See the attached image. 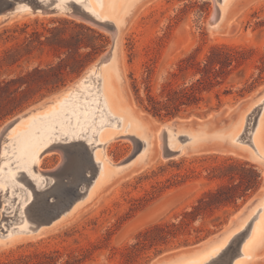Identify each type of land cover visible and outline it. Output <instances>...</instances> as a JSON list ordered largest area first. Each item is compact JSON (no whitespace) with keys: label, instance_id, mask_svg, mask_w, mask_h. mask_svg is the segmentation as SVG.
Segmentation results:
<instances>
[{"label":"rangeland","instance_id":"374dc122","mask_svg":"<svg viewBox=\"0 0 264 264\" xmlns=\"http://www.w3.org/2000/svg\"><path fill=\"white\" fill-rule=\"evenodd\" d=\"M93 1L96 2L95 0ZM140 1L136 5L135 11L126 26L121 29L118 36V60L123 77V96L124 98L126 97V100L132 102L133 110L131 109V112L135 118L146 122V124L144 123L145 126H143L147 131L148 137L151 136L153 126L155 127L159 124H172L174 122L189 123L204 120L210 114H213L214 117L212 119L215 121L225 119L228 113L224 114V112L228 108H233L242 102H246L243 105L245 106L247 101H251L249 98L253 94L255 98H259L264 93V91L262 92L264 90V71L260 72V68H264V0L232 1L226 8L223 14L224 17L221 18L217 27L210 24V19L215 10L213 0ZM221 1L218 0L219 4ZM57 19L73 20L64 16H24L14 18L8 23L0 24V82L31 71L37 66L44 68L48 64L57 61L56 57L47 49H43L42 51L33 50L30 52H25L24 49H20V53L13 60H10L5 55V51L11 48L16 42V40L10 37L16 25L20 26L23 23H28L33 27L35 22L38 21L44 22L46 26L51 27ZM73 21L90 27L103 35L105 38L103 48L92 57V60L80 73L70 75L66 79L65 84L54 91H33L32 94L23 97L19 96L17 92L11 95L12 100L8 103L0 100V131L5 125L10 124L17 117L26 114L35 107H41L47 104L50 97L64 91L79 80L86 70L108 49L110 45V34L107 31L88 23L77 20ZM56 23L54 24L56 25ZM59 26L63 28L62 33L64 37L69 38L70 36L78 35L84 43L91 42L89 37L90 33L85 29L74 27L71 24L61 23ZM214 45L241 51L243 52L242 57L244 60L241 64L233 67L221 85L215 87L209 94L204 95L206 99L200 104V108L192 109L189 114H183L176 118L153 117L144 111L132 90V77L139 82V97L143 99L140 80L146 71L147 65L150 69V80L153 92L157 93L160 86L166 80L170 79V73L176 71V66L180 59L191 54L196 49L195 55L198 59H201L204 54L208 53L210 47ZM89 51L90 49L88 47L80 48L76 54H73V57L82 59ZM15 59L16 62L12 63ZM172 80L178 84L182 83L181 78ZM188 80L190 79L188 78ZM94 81L96 80L93 77L90 80L88 79L84 87L77 93L72 94L71 98L68 97L65 101H61L59 103L60 105L55 104L50 111L52 112L49 114L50 117L47 116L46 118L47 123H53L52 119L56 117H69L75 113L82 114L84 117L80 116L76 118L75 116L76 121L85 120L84 127L80 130V133H77L75 128L72 129V126L71 128L68 127L69 129L66 127L62 132L72 133L75 136L82 134L81 139L87 138V142L98 143L96 137H90L88 133H85L87 131H84L85 126L89 124L86 122V115L89 111L93 108L95 112L93 116H98L103 107L97 105L99 99L96 98L97 95L93 94L99 89V94L103 95V92L101 93L103 91L101 89L102 81L101 79L98 80V88H92L97 84L96 82L93 83ZM224 91H228V94H223ZM215 93L220 94V102L215 98ZM102 98L104 97L102 96ZM81 101L86 103L83 104ZM94 103L96 104L94 105ZM238 109L239 107L229 112L236 116ZM258 109L259 106L254 109L249 117L246 129L241 138L242 141L249 140V136L258 118L255 120ZM119 110L114 111L124 119L122 120L123 123L121 126L117 117L109 114L115 120L108 125H101L98 122V127L94 129L95 134L100 136L103 133L110 134L112 132L114 134V138L111 139L105 151L106 157L114 164L132 160L138 151V147L130 139L121 137L123 134H128L130 130H134L135 120L131 123V128L128 129L126 126V117ZM104 117L101 116V118ZM233 117L227 124L236 121V118ZM230 128L231 125L225 128L224 132H227ZM21 129L26 130L27 128ZM39 131L42 132V130ZM39 131L35 134H39ZM28 132L27 130L26 133ZM14 134L9 135V137H12ZM83 134L85 135L83 136ZM156 134L157 130L152 134L148 147L150 150L144 162L134 163L121 171L115 178H112L110 174L106 181L102 183V186L100 185L96 190L95 195H93V201L90 204L79 208L54 229L46 233L44 232V234L42 233L39 236H22L4 246H0V261L6 262L16 259L21 255L32 256L40 252L58 251L61 254L60 261L86 257L81 264H124V249L135 242L137 235L141 231L157 223L177 222L180 219L181 212L189 210L203 191L215 187L219 183L218 180L208 181L204 177L205 172L201 171L198 177L187 179L184 183L173 184V175L175 173H185L184 168L189 166L190 162H193L191 165L200 170V163L197 161L202 158L211 160L213 157H217V159L230 157L254 165L260 175V185L252 194L253 196L251 195L252 198L259 193L260 188L264 185V164L252 161L238 147L217 143L215 146L210 147L209 150L183 151L178 157L168 160L159 156V150L156 147ZM49 135L51 134L45 136L49 137ZM53 136L49 139L46 137L45 146L50 145L56 147L50 149L51 151H47L38 166L44 175L38 176L37 174L42 171L35 166L37 172L36 175L32 176V179L35 180L44 179L40 187H37L32 179H28L25 176L17 180L15 187H11L8 185V182L3 180L5 176L3 174L7 170L3 171L1 168L6 163H10L8 169L11 173H14L18 171L17 168L16 170L12 168L16 163H12L9 158V161L3 160L0 164V185H2L0 187H3V190H7L8 188V193L4 196L1 195L0 199L2 201L5 200L3 205L9 204V210L13 211L10 214H5L6 217L12 216L14 212H17L20 218L25 217L30 224L35 225L36 223L24 211L21 212L20 210L22 202L26 203L28 201V199L26 200L28 191V194L32 196V200L35 195H38L42 191L52 189V185L56 180L61 178L68 179L66 174L62 176L58 174L64 169L66 171L67 168L70 171L72 162L74 163L79 158L75 152L66 146L69 143L77 141L60 140L59 138H55V135ZM79 142L84 143L83 140H79ZM84 144L87 145V143ZM100 149L99 147L96 151L99 153L101 151ZM9 154L11 155V153ZM99 155L102 157L100 153ZM11 158H14V156ZM180 162L182 163L180 164ZM96 171L93 177H95ZM92 172L86 171L84 172V176L89 177L92 175ZM90 182L85 183L84 190H86ZM158 185L160 187L154 189V186L156 187ZM244 202L236 210L231 211L220 228L214 229L211 223L213 217H205L203 221H196L187 227L185 232L180 234L176 239H173L161 253L155 255L150 251L140 258H137V261L132 264H153L163 255L178 251L182 252L185 249H193L192 247L197 243L208 237L211 238L213 234L218 233L222 228L225 229L227 222L229 223L231 218H233L232 216L236 214L235 212ZM216 215L221 216L222 213L218 212ZM20 218L8 224L5 223L6 221H3L2 230L0 231L3 232L6 229L17 226L22 229L23 224L16 225ZM252 224L253 222L250 225L252 226ZM197 228H201L203 231L197 233L195 232ZM207 231H210V233L205 238L193 243L196 235H206ZM244 234L245 231L240 233L233 251L231 249L225 250L216 259L217 262L213 263L211 261L208 264H230L232 258L237 253V244L240 243ZM183 239H187L189 244L179 245ZM258 251L257 254L264 251V246ZM249 264H264V258L261 260L255 258Z\"/></svg>","mask_w":264,"mask_h":264},{"label":"bare ground","instance_id":"6f19581e","mask_svg":"<svg viewBox=\"0 0 264 264\" xmlns=\"http://www.w3.org/2000/svg\"><path fill=\"white\" fill-rule=\"evenodd\" d=\"M58 1L60 4L69 1L80 3V6L86 12H88L94 19L99 21H112L118 28H121L122 26L121 29H123L126 26L128 20L135 11L136 5L139 2H141L140 0H95L96 2H94L93 0H58ZM232 1L234 0H222L219 4L218 0H213L215 10L210 21L211 20L215 21L214 27L218 26L221 18L224 17L223 14L226 8L231 4ZM31 17H36V16H31ZM120 31L118 33V36L120 34ZM118 36H117V44H118ZM92 77L94 80H96L93 83L95 82L97 83L98 80L101 79L102 81L101 89L103 90L101 91V93L103 92L102 93L103 95L99 94L100 92L99 89H97L93 93L94 95H97L96 98L99 99V103H97V105L103 106L102 107L103 110L101 109V111L99 112L100 115L93 116L95 114L93 108L86 115L87 117L86 122H88L89 124L85 126L84 131H87L85 133H88V136L96 137L98 143L95 144L94 142H87L86 141L88 140L87 138L81 139L82 134L75 136L72 133L62 132V130H64L66 127L71 128L72 126V129L75 128L77 130L76 132L80 133V130H82V128L84 127L85 120L76 121L75 116L76 118H79L80 116L84 117V115L82 114L75 113L70 115L69 117L62 116V117L53 118L52 119L53 123L56 122L54 124L51 122V120H50L51 123H47L46 120L47 116L50 117L49 114L52 113L50 111L55 104L58 105L61 101H65L66 98L68 97L71 98V95L77 93L82 87H84V85L87 83V80L88 79L90 80V78ZM122 78L123 77L121 75V69L118 60V45H117V53L114 54V56H112L110 59L105 60L102 64L98 65L97 67L96 66L91 67V69L89 70V72H87L85 76L81 77L71 86L66 88L64 91L57 93L53 97H50L49 98L50 100L47 104L41 107H35L33 108V110L28 111L26 114L17 117L14 122L5 125L4 126L5 132L0 142V164L2 163L3 160L9 161L10 158L12 163H16L15 166H13L12 168L15 170L17 168L18 171L11 173L10 170L8 169L10 163L9 162H8L9 164L6 163L1 168V170L3 171L7 170L6 171L7 174L5 172L3 174L5 175L3 180L5 182H8L9 183L8 185H10L11 187H15L17 185V180L22 176H25L28 179L29 178L32 179V176L36 175L37 172V168L35 169V166L37 167L39 166L41 159L46 155L47 151L53 149V147H56L50 145L45 146L46 144L45 140L47 138L48 139L52 138L54 137L53 135H55V138H59L60 140L61 139H66L67 141L83 140L84 143H87V146L89 148L91 147L90 148L91 154L89 155V157L94 162L95 171L96 170L97 171L95 177H93V179L87 186L86 190L83 189L84 193L74 202L73 207L62 214L64 216L67 214L72 215L79 208L88 205L93 201V195H95L96 190L100 187V185L102 186V183L106 181V179L109 177L110 174L112 175L111 176L112 178H115V176H117L121 171L130 167L134 163L145 161L150 150L148 148L149 142L151 140L152 134L155 133L156 130H157L156 147H158L159 156L163 159H165L163 157V154L166 150L168 149L181 150L187 145L196 142L197 140L196 135L180 131L179 126H177L178 128L177 130H173L169 123L159 124L158 126L155 127L153 126L152 128L153 131L150 134L151 136L148 137L147 131L144 128L145 126L144 123L146 124V122L140 121L137 118H135V116L131 112V109L133 110L132 102L126 100L125 99L126 97L124 98L123 96L124 89L122 87ZM98 86L99 84L97 83L96 86L94 87L91 86V87L98 88ZM263 91L264 90H262V92ZM102 96L104 98H102ZM250 99L252 100V102L247 103L245 106L243 105L246 102L244 103L242 102L241 104L233 108H228V111H233L234 109L241 107L238 110L236 116L233 117L236 118V121H234V123L229 124V126L231 125V128L227 132L215 133L213 135V138L226 140L231 147H238L242 151H244L252 161L264 164V139H263L264 138V93L259 98H255L253 94V96L249 98V100ZM95 104L96 103H94V105ZM257 106H259V109H258V113L256 114L255 120L257 117L258 118L249 136V140L242 141L241 138L247 126V114L250 110L254 109ZM114 110L121 111L122 115L126 117V126L128 127V129L131 128L132 125L131 123L135 120L134 130L132 129L129 132L127 131L128 134L125 135L123 134L121 135V137L122 138L127 137L138 147L137 154L134 156L132 160L118 164L111 163L109 158L106 157L107 155L105 152L107 145L109 144L111 139L114 138L113 137L114 134L110 132V134L103 133L104 135L102 134L100 136L95 134L94 132V129L98 127L97 125L98 122L101 125H108L109 123L115 120V118L111 117L109 114L116 116L118 122L120 123V126L122 125L123 123L122 120L124 119L118 116ZM101 116H105V117L101 118ZM213 117H214L213 114H210L209 116L206 117V119L202 121L210 120ZM78 124H80V126H78ZM21 128H25V129L27 128V129L24 130ZM27 130L29 131L28 133H26ZM39 130H42V132ZM54 130H58V131H54ZM38 131L39 134L36 135L35 133ZM137 132L139 133L137 134ZM13 133L15 134L12 137H9V135ZM47 134H51V135L47 137L45 136ZM182 134H185L186 136L184 139L181 138ZM84 135L85 134H83V136ZM99 147L101 148L100 149L101 151L99 153L102 155V157H100L99 153L96 151V149H98ZM209 149L210 148H204L202 150H209ZM8 153H11V155L10 154L8 155ZM12 156H14V158H11ZM82 156L83 157H81L80 163H86L87 162L86 158L88 156L86 155H82ZM12 168L10 167V169ZM37 175L43 176L44 173L42 171ZM32 181L37 185V187H40L44 179L43 178L39 180L32 179ZM2 188L0 187V196L1 195L4 196L6 193H8L7 192L8 188L7 190H3ZM55 188H56V184L53 186L52 189ZM28 193L26 194V200L28 199L27 202H30L32 196L31 194ZM252 200H256V201L252 204L247 214L243 218L238 220L240 212L232 216L233 218H231L226 228L229 225H231V223L234 221H237V223L234 229L228 234V236H225L220 242L215 243L203 249L199 248V246L203 244L201 243L199 245L193 246L192 247L193 249H185L182 252L178 251V252L166 254L161 256L153 264H208L215 257H217V255L221 253L222 249H224V247L227 245L228 241L232 237H235L236 235L244 231L245 234L239 243L237 253L232 258L230 264H249V262H251L255 258L257 260L263 259L264 251L260 252V254L257 253L259 252L258 250H261V247L264 246V185L260 188L259 193L248 202H251ZM3 203H5V200L2 201L1 209L5 206L3 205ZM26 203L22 202L20 209L21 212L24 210ZM252 222L253 224L251 226L250 224ZM19 224H23L22 229H20L17 226L15 228L6 229L3 232L0 231V246H4L7 243H10L11 241L18 239L19 237L22 236L42 235V232L44 231L43 227L41 226L36 227L35 225L30 224L25 219V217H21L19 219V222H17L16 225Z\"/></svg>","mask_w":264,"mask_h":264},{"label":"trees","instance_id":"16d2710c","mask_svg":"<svg viewBox=\"0 0 264 264\" xmlns=\"http://www.w3.org/2000/svg\"><path fill=\"white\" fill-rule=\"evenodd\" d=\"M54 23L48 27L44 22L36 21L33 27L31 24L23 23L13 28L10 37L16 42L5 51L6 57L10 60L18 56L20 49H24L25 52L47 49L57 61L44 68L37 66L31 71L0 82V100L8 103L12 100L11 95L17 92L23 97L32 94L33 91H54L63 86L70 75L80 73L92 57L103 48L105 38L94 29L67 19H57ZM61 23L85 29L90 33L91 42L84 43L78 35L64 37L63 28L59 26ZM87 47L90 51L84 58L73 57L80 48ZM196 51L197 49L178 61L176 71L170 73V79L160 86L157 93L153 92L150 69L147 65L140 80L143 99L139 97V82L132 77V90L146 113L158 118H176L189 114L192 109L200 108V104L206 99L204 95L221 85L233 67L244 60L243 52L224 46L210 47L208 53L201 59L196 57ZM15 62L16 59L12 61ZM263 71L264 68L261 67L260 72ZM178 78L182 79L181 84L172 80ZM223 94H228V91H224ZM215 98L220 102L219 93H215ZM209 160L202 158L197 161L200 163V170L190 162V165L184 168L185 173L173 175V184L184 183L187 179L198 177L201 171L205 172L204 177L208 181L218 180L219 183L203 191L189 210L181 212L177 222L157 223L141 231L135 242L124 249V264H132L150 251L155 255L161 253L173 239L183 234L187 227L196 221H203L205 217H213L211 223L214 229L220 228L231 211L236 210L258 189L260 175L254 165L230 157L223 159L213 157L210 162ZM158 187L160 186H154V189ZM218 212L222 215H216ZM202 231L201 228L195 230L197 233ZM209 233L210 231H207L206 235H196L193 243L202 240ZM180 244L188 245L189 242L183 239ZM60 256L58 251L40 252L32 256L21 255L6 262L0 261V264H81L86 258L60 261Z\"/></svg>","mask_w":264,"mask_h":264},{"label":"water","instance_id":"95a60500","mask_svg":"<svg viewBox=\"0 0 264 264\" xmlns=\"http://www.w3.org/2000/svg\"><path fill=\"white\" fill-rule=\"evenodd\" d=\"M21 16H64L73 20L89 23L95 27L107 31L110 34V45L108 49L86 70L83 76H85L87 72H89L91 67H97L105 60L110 59L112 56H114V54L117 53V36L122 26L121 28H118L112 21H99L94 19L80 6V3L69 1L60 4L58 0H0V24L8 23L11 19ZM214 23V20L210 21L211 25H214ZM251 102L252 100L250 102L248 101L247 103ZM254 109L248 112L247 121ZM226 113H228L227 117L225 119H219V121L210 119L207 121L199 120L189 123L174 122L170 124L173 130H177V126H179L180 131L196 135L197 140L196 142L187 145L181 150L168 149L164 152L163 157L165 159L171 160L178 157L183 151H198L204 148L213 147L217 143L228 144V142L224 139L213 138V135L215 133L224 132L225 128H227L230 124H227V122L230 121L232 116H235L228 110L224 112V114ZM4 132L5 127L0 131V142L2 136L4 135ZM185 137V134L181 135L182 139H184ZM66 146H68V148L75 152L79 157L75 160L74 163L72 162L70 171L67 170V168L66 171L64 169L58 174L60 176L66 174V177H68V179L61 178L59 180H56V182L52 185L53 187L56 184L55 189H47L42 191L38 195H35L23 210L25 214H27V216L36 223V227H43L44 231L42 233L49 231L50 229H54L65 219L70 217V214H67L65 216L62 214L73 207L76 199L84 193L83 189L85 183L91 181L95 172L94 162L89 157L91 151L87 145H85L83 142L77 141L69 143V145ZM82 155L88 156L86 158V163H80L81 157H83ZM86 171H93L92 175L89 177L84 176V172ZM252 196L249 199H251ZM248 200L244 202V204L235 212H240L238 220L243 218L247 214L252 204L256 201L252 200L251 202H248ZM1 205L2 199H0V230H2L3 221H6L5 223L8 224L20 218L17 212H14L12 216L6 217L5 214H10L13 211L9 210V204L5 205L2 209ZM236 223L237 221L232 222L231 225H229L226 229L222 228L218 233L213 234L211 236L212 238L208 237L197 243L196 245L203 243L199 246L200 249H203L220 242L234 229ZM239 236L240 234L232 237L228 241L224 249H222L221 253L217 255V257H215L212 262H217L216 259L219 258L221 254L225 252V250L231 249V251H233L235 242ZM238 246L239 244H237V248Z\"/></svg>","mask_w":264,"mask_h":264}]
</instances>
